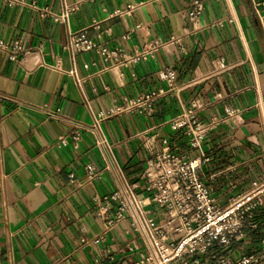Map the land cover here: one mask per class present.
Here are the masks:
<instances>
[{
    "label": "crops",
    "instance_id": "obj_1",
    "mask_svg": "<svg viewBox=\"0 0 264 264\" xmlns=\"http://www.w3.org/2000/svg\"><path fill=\"white\" fill-rule=\"evenodd\" d=\"M192 2L90 0L62 23L58 0H0V44L18 41L26 50L11 60L0 47V264H132L145 253L142 239L129 218L105 231L95 197L117 188L115 171L139 182L145 196L150 148L161 149L166 136L173 150L208 158L202 175L221 206L264 185V0H208L197 20L189 17ZM80 29L121 55L72 57L64 45ZM140 52L149 53L124 60ZM168 67L178 74L172 85ZM161 89L167 93L151 113L119 111ZM193 106L204 122L222 119L201 150L169 125ZM98 119L113 168L96 134L77 126ZM66 136L68 145L58 146ZM88 163L101 171L92 183ZM257 220L238 253L252 252L264 237V207Z\"/></svg>",
    "mask_w": 264,
    "mask_h": 264
},
{
    "label": "built area",
    "instance_id": "obj_2",
    "mask_svg": "<svg viewBox=\"0 0 264 264\" xmlns=\"http://www.w3.org/2000/svg\"><path fill=\"white\" fill-rule=\"evenodd\" d=\"M14 3L22 0H7ZM61 12L55 20L68 23L70 17L80 5L90 0H58ZM208 0H193L189 17L197 20L204 11ZM151 46L149 52L157 48ZM9 51V58L17 60L26 51L20 42L10 46L0 44ZM74 57L81 52H96L105 60L114 61L121 55L118 50L108 48L90 39L84 29L69 32L64 45ZM149 52L136 53L124 60L139 61ZM124 57V54H122ZM121 62H113L112 66ZM75 75V70L70 71ZM177 71L168 67L164 78L172 85L177 79ZM80 85L81 80L77 78ZM167 91L148 92L119 111L144 108L153 111V103ZM115 111L110 112L109 115ZM228 116H238V112L229 110ZM54 116L53 114H51ZM101 119L103 114L99 116ZM100 119L93 126L78 124L82 129L96 134ZM222 119L212 118L208 122L200 119L198 109L193 106L170 120L169 125L175 134L186 139L190 148L201 150L208 134L221 125ZM97 145L101 147L113 168L109 154L112 144L105 136L96 134ZM74 146H79L80 132L72 135ZM68 137L58 141V146H66ZM162 147L150 148L143 171V192L138 189L139 182H130L122 171H115L117 188L110 194L95 197L98 203L96 214L105 222V231L111 230L125 218H129L131 228L144 243L145 253L132 264H264V237L259 245L249 253H238L236 248L258 228V212L264 207V185H257L245 194L230 200L221 206L202 175L203 164L208 158L202 153L191 157L187 153L173 150L169 137L161 139ZM88 182L101 178V171L93 164L85 166ZM115 210L114 214L111 213Z\"/></svg>",
    "mask_w": 264,
    "mask_h": 264
}]
</instances>
